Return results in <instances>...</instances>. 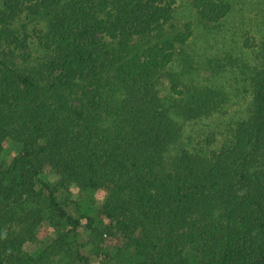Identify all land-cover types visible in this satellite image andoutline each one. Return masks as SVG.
<instances>
[{
    "label": "trees",
    "instance_id": "1",
    "mask_svg": "<svg viewBox=\"0 0 264 264\" xmlns=\"http://www.w3.org/2000/svg\"><path fill=\"white\" fill-rule=\"evenodd\" d=\"M179 1L0 0V264L54 253L91 264L68 235L25 249L43 241L50 215L79 225L58 197L72 186L102 195L81 217L93 236L117 240L106 264H264V41L251 108L229 139L172 154L178 118L227 100L174 69L187 67L193 35L191 21L177 22ZM191 5L205 26L231 10L228 0Z\"/></svg>",
    "mask_w": 264,
    "mask_h": 264
},
{
    "label": "rangeland",
    "instance_id": "2",
    "mask_svg": "<svg viewBox=\"0 0 264 264\" xmlns=\"http://www.w3.org/2000/svg\"><path fill=\"white\" fill-rule=\"evenodd\" d=\"M191 1H179L176 11L179 24L188 21L193 24V35L186 46L190 61L185 67L179 59L174 69L181 73L185 70L186 74L182 76L185 81L222 87L227 93V100L219 111L210 116L190 121L178 118L183 124L182 139L180 145L173 147L172 154L181 146L209 152L219 149L229 139L235 121L246 117L251 108L250 78L254 66L260 63V46L264 41V0H228L231 3L230 12L219 22L208 26L197 18ZM165 83L163 92L166 95L170 84L168 80ZM50 179L56 181L54 176ZM58 197L68 214L80 220L79 225L75 226L55 214L50 215L40 230L43 241L39 244L27 242L25 249L33 252L40 245L44 249L59 236L68 235L73 250L87 255L91 264H106L105 254L118 243L117 240L107 234L100 239L93 236L87 230L86 219L81 217L84 206H102L101 193L72 186L69 190H59ZM95 226L106 232L100 221L96 220ZM75 233L77 236L74 238ZM60 260V256L54 253L43 264H58ZM71 264L81 262L73 260Z\"/></svg>",
    "mask_w": 264,
    "mask_h": 264
}]
</instances>
